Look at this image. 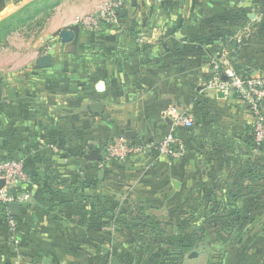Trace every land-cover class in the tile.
<instances>
[{"label": "crops", "instance_id": "crops-1", "mask_svg": "<svg viewBox=\"0 0 264 264\" xmlns=\"http://www.w3.org/2000/svg\"><path fill=\"white\" fill-rule=\"evenodd\" d=\"M106 1L0 0V160L23 161L30 176L10 188L29 196L19 233L6 227L0 206V264L135 263L118 251L138 243L112 239L120 224L108 220H118L124 202L135 204V217L163 207L170 217L169 203L191 199L209 203L199 211L209 219L201 232L215 235L209 252L196 248L190 259L169 240L143 243L148 249L177 248L166 263L264 264V146L254 144L246 106L205 86L215 61L264 76V0H124L119 28L89 35L79 25L77 54L69 52L58 33ZM30 9L48 11L45 24L31 54L11 59L3 34ZM43 56L47 67L39 66ZM95 103L103 113L92 112ZM175 109L196 121L192 132H178L190 136L183 157L104 160L105 145L127 132H135L132 142L162 140L175 128ZM93 150L101 161L86 159Z\"/></svg>", "mask_w": 264, "mask_h": 264}, {"label": "built area", "instance_id": "built-area-1", "mask_svg": "<svg viewBox=\"0 0 264 264\" xmlns=\"http://www.w3.org/2000/svg\"><path fill=\"white\" fill-rule=\"evenodd\" d=\"M124 0H108L99 4L85 16L78 19L80 25L89 35L103 29L116 30L119 28V10ZM240 43L241 41L238 40ZM224 77L226 80H224ZM206 89L210 92L235 95L247 108L253 119L252 130L254 144L264 146V115L262 105L264 103V76L244 77L239 74L228 62H212V70L206 81ZM174 129L166 134L157 143L132 142L124 138L110 141L104 147L103 158L106 162L121 161L132 156H149L153 152L158 157L178 159L183 157L187 150L188 138H180L179 131L189 133L196 127V121L186 112L173 110ZM0 180L5 181V186L0 189V206L5 218L4 224L12 234L20 231V222L17 217H12L9 205L28 202L29 196L24 194H12V185H21L30 181V176L23 161L16 159L0 160ZM18 263V261H17Z\"/></svg>", "mask_w": 264, "mask_h": 264}, {"label": "rangeland", "instance_id": "rangeland-1", "mask_svg": "<svg viewBox=\"0 0 264 264\" xmlns=\"http://www.w3.org/2000/svg\"><path fill=\"white\" fill-rule=\"evenodd\" d=\"M32 9L26 12L22 18H19L20 21H15V30L11 29L7 31L8 34L7 32H4L3 34V36L8 35V44L4 49V53L8 50L11 59L18 56L23 60L31 54L30 43L37 40L45 24V17L48 15V11L44 13L37 12V14H34L35 10ZM238 14L234 13V16H237ZM242 27V24H235V32L243 35ZM2 44L3 43L0 44V47ZM227 62L233 66V63L229 61ZM19 77L23 76L16 74L14 76L15 79L13 80H17ZM206 202L207 201L194 203L193 199H191L183 205L169 203L166 207H169L167 209L169 210L168 213H171L170 217L169 215L167 217V211L164 207L160 212L158 211V213L150 211V215L146 216L147 213H144L143 217H141L140 213H137V217H135L133 213L131 214L133 208L136 207L135 204L124 202V205L120 209L121 212L118 220L116 219L112 222L108 220L109 222H107L106 225L112 226L111 224L113 222H116L114 223L115 225L117 223L120 224L117 229L119 233L111 235L112 239L118 238L121 242H130L131 239H133L138 243L132 247L127 245L121 251H118L121 253L123 258L127 257L132 258L133 260L135 257L138 258L135 263L130 261L127 264H145L143 259H145L146 253L152 254L153 258H155L154 261H156L154 263L156 264H158L159 261L161 262L160 264H178L177 258L173 259L171 263H166V258L169 255L176 257L179 256L177 248L174 250L175 253L172 254L171 250H161L162 247L158 248L155 244H153V247H149L148 249V247H146L143 243L154 242L164 244L166 240H169L175 246L180 244V249H182L183 245H185V247L190 246L191 248L186 251L187 254L188 252H196V248H200L203 253H208L209 244L212 242L215 235L201 232L203 224H209V219L201 217L199 214V211H206L209 209V203ZM132 226L136 227V232H133V229H130L133 228ZM162 231L167 232L162 233ZM221 236L224 238V235ZM218 238L219 240H222L220 236H218ZM182 239H185V242H183L184 244L181 243V241H183ZM151 248H153L152 251ZM92 253L94 255L93 257L97 256L96 251ZM92 253L90 252L88 254L91 255ZM109 253L110 256H115L113 248L112 251H109Z\"/></svg>", "mask_w": 264, "mask_h": 264}, {"label": "water", "instance_id": "water-1", "mask_svg": "<svg viewBox=\"0 0 264 264\" xmlns=\"http://www.w3.org/2000/svg\"><path fill=\"white\" fill-rule=\"evenodd\" d=\"M122 13H125V11H122ZM80 26L79 25H71L69 27H66L62 31L58 33V36L61 38L62 42L67 45L68 51L74 54H77L78 46H79V40H80ZM51 64V59L48 56H43L39 59V66L40 67H47ZM224 80L226 78L224 77ZM91 110L94 114H101L104 111V105L101 103H95L91 105ZM126 139L127 140H134L136 137L135 132H127L126 133ZM86 159L88 161H101L102 157L100 156L99 152L97 150H93L89 155L86 156ZM5 181L0 180V189H2L5 186ZM177 189H179V184H174ZM21 204L20 203H12L9 205V211L10 215L12 217H19L21 212ZM198 256L197 252H193L189 255L190 259L196 258Z\"/></svg>", "mask_w": 264, "mask_h": 264}, {"label": "trees", "instance_id": "trees-1", "mask_svg": "<svg viewBox=\"0 0 264 264\" xmlns=\"http://www.w3.org/2000/svg\"><path fill=\"white\" fill-rule=\"evenodd\" d=\"M22 14V13H21ZM20 14V15H21ZM20 15H17V16H15L10 22H9V27H12L13 26V24H12V22L13 21H16V22H18V21H20V19L19 18H21L20 17ZM7 27H8V25H7ZM224 49H226V47H224ZM239 74H241V75H243L244 77H247L248 76V74L246 73V71L245 70H242V67L240 66V65H237V64H233V66H232ZM192 132V131H191ZM187 138H190V136H186ZM191 247L189 246V247H184V249H186V250H188V249H190Z\"/></svg>", "mask_w": 264, "mask_h": 264}]
</instances>
